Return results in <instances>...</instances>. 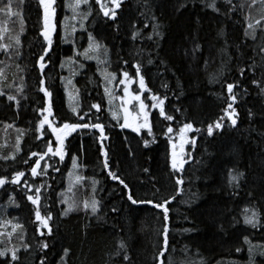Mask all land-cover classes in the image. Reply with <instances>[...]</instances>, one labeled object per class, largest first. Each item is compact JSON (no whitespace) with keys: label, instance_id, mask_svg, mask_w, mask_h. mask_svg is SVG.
Wrapping results in <instances>:
<instances>
[{"label":"trees","instance_id":"obj_1","mask_svg":"<svg viewBox=\"0 0 264 264\" xmlns=\"http://www.w3.org/2000/svg\"><path fill=\"white\" fill-rule=\"evenodd\" d=\"M19 2L16 19L0 12V29H5L0 44L13 45L0 51V91L4 93L0 95V177L11 180L16 172L25 175L19 185L0 188V228L4 226L0 251L9 250L0 256V264H40L41 259L46 264H112L113 259H119L110 256L121 240L133 264H158L153 257L162 250V210L148 203L133 205L127 199L128 189L113 180L109 171L129 185L137 200L158 203L175 196L167 205L169 251L165 264L168 259L175 264H250V247L256 253L254 264H264V256L259 255L264 252V94L251 83L250 71L241 78L238 70L255 63V78L262 79L264 53L258 46L264 44V0H232V5L215 0L219 11L209 7L213 0H122L115 20L105 17L100 5L89 0L87 13L85 7L77 14L86 18L92 10L87 22L61 24L66 45H54L43 76L38 65L43 23L37 20L39 12L32 0ZM104 3L114 7L109 0ZM246 17L254 24L261 20L256 25V40L245 36ZM156 24L161 36L153 32ZM136 32L140 35L133 39ZM18 34L19 55L12 39ZM89 34L105 47L84 62L72 51L88 49ZM197 44L199 50L193 51ZM72 56L76 59H70ZM149 59L153 63H148ZM137 63L150 91L139 87ZM106 69L120 76L127 71L135 80L132 89L146 103L151 134L148 128L134 131V127H122L124 123L117 122L122 119L113 117L104 87ZM70 70L77 73L73 81L76 104L70 103L65 90L64 73ZM217 78L221 83L239 81L247 94L234 89L240 93L234 105L239 113L237 125L232 127L225 118L224 130L208 136L207 126L225 116L223 109L229 102L226 87L215 82ZM41 79L44 85H40ZM41 87L53 93L49 121L58 125L101 123L107 139L101 145L98 129H77L65 138L64 159L50 153L49 161L43 160L33 176L30 169L39 153H47L48 146H60L48 124L40 127L41 109L48 107ZM8 95L20 101L18 107ZM153 95L167 96L163 106L173 120H166L159 115V108L152 107ZM93 104H99L100 110L91 108ZM72 108L88 115L80 121ZM187 123L193 128L182 133ZM182 135L191 137L186 145L188 162L182 171L173 170V145L176 147ZM104 150L108 167L104 166ZM233 170L244 173L239 187L229 183ZM178 178H183V185L176 183ZM37 187L41 188V215L52 216V235L40 227L35 218L37 205L27 199V195L36 194ZM93 199L99 201L95 214L91 211ZM84 202L89 204L87 209ZM69 204L74 210L64 215ZM245 208L258 210L260 222L255 228L243 222ZM16 224L22 227L14 230ZM43 242L49 244L47 249L40 247ZM15 249L18 261L11 259Z\"/></svg>","mask_w":264,"mask_h":264},{"label":"snow or ice","instance_id":"obj_2","mask_svg":"<svg viewBox=\"0 0 264 264\" xmlns=\"http://www.w3.org/2000/svg\"><path fill=\"white\" fill-rule=\"evenodd\" d=\"M83 3H89V0H82ZM95 2L97 4L100 5L101 11L103 12V15L105 17H108L112 20L116 19L117 16V12L116 10L119 9L121 7V3L122 0H109L111 5H114V7H109L108 4L104 3V0H95ZM0 3H4V7H0V12H7L8 15H19V13H13L12 12V3L11 0H7V2L5 3V0H0ZM40 3L43 4L44 6V32L43 35L47 41V47L43 50L42 54L39 55L38 57V64H39V69H40V73L41 76H43L44 74V69L48 66L49 63H51V57L49 56V53L52 49V44H53V40H52V34L55 32V24L53 23V19L55 16V9L52 7V5H54L55 0H40ZM81 3V0H77V7H79V4ZM226 3L228 5H232V0H226ZM209 7H212L215 11H219V9L216 7V3L215 0H213V2L209 5ZM235 9V6H233V10ZM89 15L91 14L90 12L88 13ZM246 19L249 20V23L247 24V29L245 30V36H250L252 40H256V25H260L261 24V20L257 19L255 21V24L251 22V18L250 17H246ZM160 25L156 24L153 27V32L155 35L157 36H161V33L158 31ZM262 30H264V28H262ZM3 31H5V29H0V40L3 39ZM21 33L23 32V21H21V29H20ZM140 33L136 32L133 35V39H136L137 36H139ZM162 38V37H161ZM14 40V45L17 48V55H19V47L21 45V40L19 37V34L14 36L12 38ZM147 39L151 40L152 36H148ZM89 46L88 49H86L83 53L84 58L85 59H93L95 57H91L88 55L89 51H98L100 48L105 47L104 45H102L101 43H99L98 41H96V39L94 37L91 36V34H89ZM12 44H0V51H7V49H9L10 47H12ZM227 41H225V48H227ZM260 48V52L264 53V44L259 45L258 46ZM200 46L197 44L195 46V48L193 49V51H197L199 50ZM221 51H224V49H222ZM77 55H81V53H77ZM45 57H48V61L47 63L45 62ZM262 60H264V56L261 57ZM73 63H75V61H71ZM0 63H3V61H0ZM124 63H127V61H124ZM148 63H153V61L151 59L148 60ZM81 67H83V65H81ZM257 67L258 65H256L255 63L248 65L247 68L245 67H240L239 70V75L241 78L244 77L245 72L246 71H250V73L253 75V79L251 80V83L257 85L258 89H259V93L264 94V67L261 68V75H262V79L261 80H257L255 78V73L257 71ZM135 69H136V75H139L140 73V64L137 63L135 65ZM123 76L125 78V80H121V83H125V81H127L128 83H134L135 80L129 76V73L127 71L123 72ZM0 77H3V70H0ZM106 78H110L109 82L111 80L115 79V74L114 73H108ZM215 82L217 83H221V78H217L215 80ZM40 85H44L45 81L43 79H41L39 81ZM69 83H71V81H69ZM222 88L226 87V91H227V100L229 101L227 103L226 108L223 109V111L225 112V116L220 117L219 120L214 121L213 124H209L206 128V132L208 136H212L214 131H223L224 130V124L222 123V121L227 118L232 127H235L238 123V119H239V113L235 108V104L237 103V96L240 95V93L234 91V89H242V92L244 94H247V89L246 88H242V85L240 84L239 81H234L232 83H227V81H223V83H221ZM139 87L142 91H150L149 89H147L145 81H144V76L139 75ZM40 91H42L45 95V97L48 98V107L45 109H41V115H43L44 112H47L48 115H44L43 119L40 121V127L43 128L45 124H48L49 127H51V131L53 133H55L56 135V140L59 141V147L53 151V148L51 146L47 147V152L48 153H52L53 156H58L60 157L61 160L64 159V156L66 155L65 151H64V141L67 135H69L71 132L76 131L77 129H86V128H93V129H98L99 130V140L101 145H103V141L105 139H107V137L105 136V128L104 125L101 123H93V124H89L87 122L85 123H63L61 127L57 128L52 126V122L49 121L48 116L53 115V111H52V95L53 93L51 91L48 90L47 87H41ZM105 92H108V89H105ZM0 95H4L3 91H0ZM125 95L126 96H131V99L136 100V101H140V111L143 113V117H144V122L143 124L137 125L133 130L134 131H139L141 127H146L149 130V134H151V125L148 121V116L149 113L144 111V109L147 107L143 101L140 98V95H131V93L128 92L127 87L125 88ZM243 98V97H241ZM7 99L9 101H15L17 107L20 104V101L13 95H8ZM167 99V96H165L163 99H161L160 97L153 95L152 96V100L155 102L153 103L152 107L153 108H159V115L160 116H164V118L166 120H173L174 116L173 115H166L165 114V109H164V102ZM91 108H95L97 109V111L100 110V105L99 104H93L90 106ZM73 113H76V115L78 116V119L80 121L84 120V116L88 115V113H84V115H80L77 112L76 108H72ZM125 122L122 125V127H132V124H130L128 122V113H127V109H125ZM253 114L251 112V110H249V117H251ZM113 117L115 118V113H113ZM96 119H99V117H97ZM193 128V125L191 123H187L184 125V127L180 130L182 133L185 130H190ZM173 131V129L171 127L168 128V132L171 133ZM194 143V141H193ZM50 144V142H49ZM148 145V141H145V146ZM173 148L175 149V145H173ZM181 150H183V145H181ZM33 156H36L37 153H32ZM104 155V166L108 167V152L107 150H104L103 152ZM12 159H15V156L12 157ZM40 159H44L43 156H40ZM25 163H27V161H24ZM187 160H177L176 158V152L173 151L172 153V161H171V167L173 170H183L184 164L187 163ZM35 166L32 167L30 169L31 173L33 176H36L37 173V169L40 168V164L38 161H34ZM57 171H59V169H56ZM147 171V170H145ZM235 170H233V172L229 173V183L232 184L234 187H239L240 185V180L243 178L244 173L243 172H238L235 173ZM46 174V173H45ZM25 173L24 172H16L14 177L9 180L8 177H0V188H4V186L6 184H12V185H19L21 183V178L24 177ZM109 176H111V178L113 180H118L120 184H122L124 186L125 189H128V195H127V199L129 201H131V203L133 205L136 204H141V203H148V204H153V206L157 209H161L162 210V216H163V221L165 222L163 224L162 227V231L160 232V235L162 236V250L158 251L157 255L153 257L154 260H158V264H165V253L169 251V226L166 223L169 220V208L167 207V205L169 203H171L172 200L175 199V196L171 197V199H165L162 202H154L152 200H148V201H144V200H137L134 198L133 193L131 191V189L129 188V185L123 180L121 179L118 175H116V173L109 171L108 173ZM80 179V178H78ZM94 183H98L96 181H94ZM176 183L178 185H183L184 180L183 178H178L176 180ZM24 187H28L27 183L24 184ZM43 187V186H41ZM6 190V189H5ZM31 189L29 188V191ZM40 191L41 188L37 187L36 188V194L33 195H27V199L29 201H31V203L33 205H37L36 211H35V218L37 221L40 222V227L41 228H45L47 229V235H52V228L49 226V221L52 219L51 214H47L42 216L41 215V211L39 209V203H40ZM93 191H95V189H93ZM63 203H67V201H62ZM19 206V205H17ZM99 201L93 199L92 204H91V211L93 214L97 213L99 210ZM89 207V204L87 202H84V208L87 209ZM74 210V205L73 204H69L68 205V209L64 212V215H67L68 212ZM113 212H116L117 209L113 208L112 209ZM243 222L245 224H249L252 227H256L259 224V212L258 210H256L255 208H245L243 210ZM264 226V225H261ZM22 227V225L16 224L14 225V230L15 228H20ZM41 235H45L44 232L40 233ZM11 235V233L9 234V236ZM250 244V241H247ZM25 247L27 248V245H25ZM40 247L42 249H47L49 247V244L47 242H43ZM7 249L0 251V256H6L8 254ZM17 251L18 249L15 250H11V259L13 261H18L19 257L17 255ZM237 251H239V249H237ZM68 250L65 249V256L67 255ZM249 252H250V256L253 257L252 260H250V264H254V256L256 253L253 252V248L250 247L249 248ZM259 255L264 256V252H260ZM111 257H119L118 260L113 259L112 260V264H133L132 262V258L131 256L128 254L127 252V246L126 244L123 242V240L120 241L119 246L117 248V250L115 251V253L111 254ZM40 264H46L45 259H41L40 260ZM168 264H175V262L172 259H168ZM183 264V262H182Z\"/></svg>","mask_w":264,"mask_h":264},{"label":"rangeland","instance_id":"obj_3","mask_svg":"<svg viewBox=\"0 0 264 264\" xmlns=\"http://www.w3.org/2000/svg\"><path fill=\"white\" fill-rule=\"evenodd\" d=\"M11 3H12V10H14V13H16L15 11L17 7L16 5H20L21 3L19 2V0H11ZM81 4H82V0H81V3L79 4V7L75 6L76 12L73 15L77 16L78 12H81ZM75 5H77V0H75ZM13 16L16 19L17 15H13ZM12 51H14V49H12ZM93 53L95 55L96 51H89L88 55L93 57ZM9 58H10V55H9ZM105 72H104L105 85L107 86V89L109 92V94H106V95L110 96V99L108 97L107 100H108V103H110L111 105V109L115 112V116L118 117L119 119H122V121L125 122V115H126L125 109H127V113L129 114L128 122L132 124L134 128L137 125L143 124L144 117H143V113L140 111V101L131 99V96H126L125 88L127 87L128 92L131 93V95L133 96L140 95V93L132 89L130 85L131 83H128L127 81H125V83L120 82L121 80H125L123 75L120 76L119 78L115 76V79L109 82L110 78H106L108 74L107 69L105 70ZM70 75H71V70L70 72H68V74L65 77V84H66L65 90L68 95V99L70 103L76 104L77 90L73 84V80L70 78ZM69 81H71V83H69ZM113 93H114V96H113ZM115 93H117L118 95L116 96ZM119 97H121L120 98L121 100H119ZM140 98H141V95H140ZM143 103L146 104L145 102ZM144 111H146V108L144 109ZM61 126L62 125L60 126L58 125L57 127H61ZM142 128H146V127H141L140 129ZM190 139H191L190 136L182 135L178 143L176 144L174 151L176 152V158L178 161L181 159L183 160L186 159V156H187L186 145ZM181 145H183V150H181ZM57 148L58 147L56 146L53 147V151H55ZM3 228L4 226H2L0 230H2Z\"/></svg>","mask_w":264,"mask_h":264},{"label":"flooded vegetation","instance_id":"obj_4","mask_svg":"<svg viewBox=\"0 0 264 264\" xmlns=\"http://www.w3.org/2000/svg\"><path fill=\"white\" fill-rule=\"evenodd\" d=\"M33 1V6L35 5V8L37 9V11L39 12L38 14H39V16H38V21H40V22H42L43 23V26L40 28V30H39V35H40V38H41V42H42V44H43V48H42V51L47 47V41H46V39H45V37H44V35H43V32H44V6H43V4H41L40 3V0H32ZM69 0H55V3H54V5H52V7L55 9V16H54V19H53V23L55 24V32L52 34V40H53V44H52V49H53V47H54V45H60V46H63V45H66L65 43H63V39L61 38V24L62 23H64V22H69V21H75L76 23H79V21H86L87 22V20L91 17V15H92V10H89L88 11V13L90 12L91 14L89 15L88 14V16L86 17V18H81V16H76V15H73L75 12H76V9H75V0H71V1H69ZM71 2V3H70ZM87 4L88 3H83L82 2V4H81V12H82V9L83 8H85L86 7V13H87ZM90 8L91 9H93V6H92V4L90 5ZM14 10H12V12H13ZM84 13V12H83ZM58 41V42H57ZM86 42L87 43H90V40H89V37L87 38V40H86ZM52 49H51V51H50V57H51V55H52ZM14 51H12V50H10V55H11V53H13ZM73 52V54L77 57V56H79V58L81 59V60H83L84 62L85 61H90L91 59H84V55H83V53H84V51H83V49H81V51H72ZM81 53V55H77V53ZM46 58L47 57H45V62L47 63V61H46ZM70 59H72V60H75L76 58L75 57H70ZM81 60H79V62H82ZM39 65V64H38ZM47 68V67H46ZM68 73H64V79H65V77H66V75H67ZM76 74L77 73H72L71 75H70V78L74 81L75 80V76H76ZM115 74V76L116 77H120V74H117V73H114ZM75 75V76H74ZM105 79V78H104ZM65 85V84H64ZM131 85V87H132V83L130 84ZM104 87H105V89L107 88V86L104 84ZM65 88H66V85H65ZM67 94V93H66ZM106 94H109V92H107ZM77 95H78V93H77ZM115 95L117 96L118 94L117 93H115ZM113 96H114V93H113ZM67 97H68V95H67ZM109 97V99H110V96H107V98ZM121 97H119V100H121L120 99ZM107 102H108V100H107ZM41 115V114H40ZM44 115H46V112H44L43 113V115H41V118H43V116ZM49 117V116H48ZM117 119H119V118H117ZM117 122L119 123H124L123 121H121V120H117ZM52 125L54 126V127H57L58 126V124H55L54 122H52ZM60 126V125H59ZM133 127V126H132ZM57 128H59V127H57ZM88 130H91V127H89L88 128ZM46 154V157H45V161H49V159H48V155L50 154V153H45Z\"/></svg>","mask_w":264,"mask_h":264},{"label":"water","instance_id":"obj_5","mask_svg":"<svg viewBox=\"0 0 264 264\" xmlns=\"http://www.w3.org/2000/svg\"><path fill=\"white\" fill-rule=\"evenodd\" d=\"M39 156H43L44 158H45V155H43L42 153H39ZM44 159H40V157L38 158V162H39V164H40V166H41V163H42V161H43ZM35 166V165H34Z\"/></svg>","mask_w":264,"mask_h":264}]
</instances>
